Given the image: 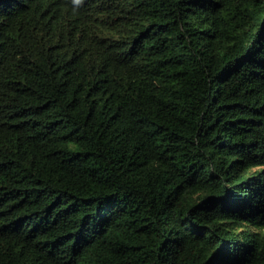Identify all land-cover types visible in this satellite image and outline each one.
I'll return each mask as SVG.
<instances>
[{
	"label": "trees",
	"instance_id": "16d2710c",
	"mask_svg": "<svg viewBox=\"0 0 264 264\" xmlns=\"http://www.w3.org/2000/svg\"><path fill=\"white\" fill-rule=\"evenodd\" d=\"M0 264H264V0H0Z\"/></svg>",
	"mask_w": 264,
	"mask_h": 264
},
{
	"label": "clouds",
	"instance_id": "9594fccd",
	"mask_svg": "<svg viewBox=\"0 0 264 264\" xmlns=\"http://www.w3.org/2000/svg\"><path fill=\"white\" fill-rule=\"evenodd\" d=\"M74 2L77 4V5H80L83 3V0H74Z\"/></svg>",
	"mask_w": 264,
	"mask_h": 264
}]
</instances>
